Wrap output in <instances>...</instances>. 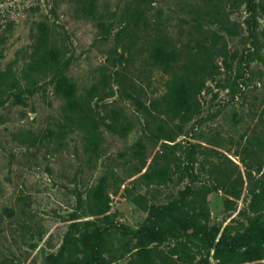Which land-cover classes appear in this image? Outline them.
Returning <instances> with one entry per match:
<instances>
[{
    "label": "rangeland",
    "instance_id": "374dc122",
    "mask_svg": "<svg viewBox=\"0 0 264 264\" xmlns=\"http://www.w3.org/2000/svg\"><path fill=\"white\" fill-rule=\"evenodd\" d=\"M93 1L0 0V264H42L75 221L107 232L99 264H165L134 236L151 203L233 231L264 218V0ZM159 36L214 65L188 117L162 102L179 66L152 63Z\"/></svg>",
    "mask_w": 264,
    "mask_h": 264
},
{
    "label": "trees",
    "instance_id": "16d2710c",
    "mask_svg": "<svg viewBox=\"0 0 264 264\" xmlns=\"http://www.w3.org/2000/svg\"><path fill=\"white\" fill-rule=\"evenodd\" d=\"M89 2L90 5L94 3L93 0ZM150 57L153 64L161 67L179 66L173 79L168 82L162 102L166 111L180 113L184 117L190 116L196 108L197 92L204 85L206 76L213 73L214 65L209 56L205 54L200 58L191 55L188 60L182 59L181 51L173 45L171 39L159 36L151 46ZM53 78L57 95L66 100L76 96L75 83L63 73L61 67H54ZM101 187L103 189L104 185ZM185 192L192 196L200 193L199 190L192 189ZM100 205L105 212L108 205H103L102 201ZM181 206V202L151 203L148 207V222L134 231V236L143 245L154 242L166 245V252L160 255L165 264H193L197 256L199 259L203 257V249L207 253L212 250V257L220 264H238L254 261L252 249L264 247V218L251 222L243 230L233 231L230 224L221 227L209 225L194 214L185 217L180 211ZM248 206L255 211L264 210V180L260 190L252 194ZM183 235L188 236L187 241L182 239ZM107 236L103 228L94 226L91 222H72L64 232L59 248L49 253L42 264H99L108 248ZM260 258L262 255L257 257ZM206 260L202 258L198 263ZM252 264H264V261Z\"/></svg>",
    "mask_w": 264,
    "mask_h": 264
}]
</instances>
